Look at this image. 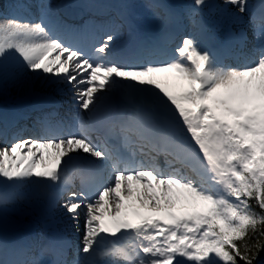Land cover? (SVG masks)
I'll use <instances>...</instances> for the list:
<instances>
[{
  "label": "snow or ice",
  "instance_id": "obj_1",
  "mask_svg": "<svg viewBox=\"0 0 264 264\" xmlns=\"http://www.w3.org/2000/svg\"><path fill=\"white\" fill-rule=\"evenodd\" d=\"M222 3L240 14L235 20L253 16L249 52L246 35L236 40L238 55L231 46L202 50L186 35L172 59L143 65L117 58L112 33L90 51L65 43L58 33L71 26L43 2L37 18L0 19V86L11 79L67 90L88 116L75 134L43 122L39 138L16 132L0 146V185L59 188L54 205L82 233L76 259L66 258L64 241L53 264H255L264 251V0ZM205 7L213 5L192 0L193 26L203 27ZM232 55L237 63H224ZM160 74L172 83L162 86ZM101 128L97 143L92 133ZM71 164L107 168L109 179L95 191L71 190ZM177 205L187 211L178 214ZM0 264L37 261L0 245Z\"/></svg>",
  "mask_w": 264,
  "mask_h": 264
},
{
  "label": "bare ground",
  "instance_id": "obj_2",
  "mask_svg": "<svg viewBox=\"0 0 264 264\" xmlns=\"http://www.w3.org/2000/svg\"><path fill=\"white\" fill-rule=\"evenodd\" d=\"M2 3H4V1H2ZM224 7L225 6L223 5V8ZM232 10L235 11V9H233L231 6H228V11H227V13L224 14V16L220 17L219 14H215L213 16V18H212V21L215 22V23H217L218 25H222L224 22H232V21H235L233 15H232V12H233ZM127 12L128 11H124L123 12V16L126 19V21H128V22H132L131 21L132 19L136 20L137 22H140V21H143L144 18H145L141 14H140V17L139 18L136 17L135 14L132 11H130V10H129L130 15H128ZM0 19H2V18H0ZM102 25L103 24H97L98 29L102 30L103 29ZM76 40H78V38L74 39L73 41L76 42ZM156 79H157V81L159 83H162L163 82L162 80H166L165 82H170V84L172 83V81L169 80L167 74H160V78H156ZM35 83H37V82H35ZM40 84H41V82H39V84H35L36 86H33V87H29L28 86V87H26L25 90L19 92L20 95L18 97L21 98L25 94H28V93H30V94H36V95L41 94L43 91H45V92L48 93V92H51V90L54 87V86H47V87H45V85H43V84H42V86H40ZM170 84H165V85H162L161 84V85L162 86H169ZM21 86H19V89H21L23 87V86L22 87ZM17 90L18 89L16 88L15 91H17ZM177 91H178V89H177ZM66 92H67V90H65L63 93H66ZM117 94L118 93H114V97L115 98L117 97ZM1 97L3 98V96H1ZM117 104H119V103L117 102ZM71 119H72V116H71ZM37 124L40 125V122H37ZM58 124H59V122H58ZM74 165H76V164L69 165L68 168L64 169V171H66V173H68V171H70L71 167L74 166ZM78 171H79V169H76L73 172L75 174V176H74L75 181L82 176V175L78 174ZM61 185H62V183H61ZM28 187L31 189L30 190V196L31 197L29 198L30 201L27 203V205L30 207V209L32 210V213L33 214H39V213L44 212L45 211V206H48L49 203H51L52 208H49V212L52 213L53 215H55V217L60 216V220H61V222L63 224H66L67 223L68 220H67V217L64 216L62 208L55 206L54 203H53V200H51L49 198L50 193L48 191L47 185L40 184V183H34V184H28ZM63 187H61V188H63ZM59 190L60 189L57 190L56 188H54L53 192L55 194H57ZM12 199H13V196L10 197V195L7 196V195H1L0 194V201H2V203L3 202H7L8 204H10V202L12 201ZM178 206H180V205H178ZM11 215L14 218H18V217L21 216V213L19 211H17L16 209H12L11 210ZM54 228L56 230H58L60 228V226H57V227H54ZM26 236L32 237V233H31V231L29 229L26 231ZM45 249H47V248H45Z\"/></svg>",
  "mask_w": 264,
  "mask_h": 264
},
{
  "label": "rangeland",
  "instance_id": "obj_3",
  "mask_svg": "<svg viewBox=\"0 0 264 264\" xmlns=\"http://www.w3.org/2000/svg\"><path fill=\"white\" fill-rule=\"evenodd\" d=\"M161 1H169V0H161ZM211 0H208V2H210ZM190 2L192 3V0H190ZM140 8V6H139ZM191 8V7H189ZM141 9V8H140ZM162 81H166V80H162ZM35 84H39V82L35 83V82H28V83H13L11 81V79H9V82L3 86H0V94L3 95L5 93H13L14 96H16V98H19L18 96L20 95L19 92L25 90L26 87H33L36 86ZM23 87H22V86ZM19 86H21L22 88L19 89ZM40 86H42V83L40 84ZM45 87H47L45 85ZM18 89L17 91H15V89ZM1 98V96H0ZM27 211V210H26Z\"/></svg>",
  "mask_w": 264,
  "mask_h": 264
},
{
  "label": "trees",
  "instance_id": "obj_4",
  "mask_svg": "<svg viewBox=\"0 0 264 264\" xmlns=\"http://www.w3.org/2000/svg\"><path fill=\"white\" fill-rule=\"evenodd\" d=\"M263 257H264V251H261L259 253V255L257 256L256 262L259 261V260H261V259H263ZM256 262H255V264H256ZM241 264H242V262H241Z\"/></svg>",
  "mask_w": 264,
  "mask_h": 264
}]
</instances>
